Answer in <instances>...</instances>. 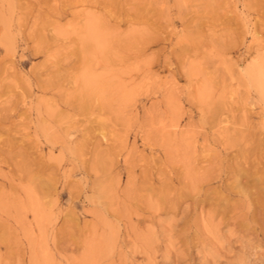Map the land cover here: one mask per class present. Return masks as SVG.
Instances as JSON below:
<instances>
[{"label":"rangeland","instance_id":"rangeland-1","mask_svg":"<svg viewBox=\"0 0 264 264\" xmlns=\"http://www.w3.org/2000/svg\"><path fill=\"white\" fill-rule=\"evenodd\" d=\"M0 264H264V0H0Z\"/></svg>","mask_w":264,"mask_h":264},{"label":"bare ground","instance_id":"bare-ground-1","mask_svg":"<svg viewBox=\"0 0 264 264\" xmlns=\"http://www.w3.org/2000/svg\"><path fill=\"white\" fill-rule=\"evenodd\" d=\"M91 24H93V23H91ZM91 25H89V27H90ZM92 27V26H91ZM93 28V27H92Z\"/></svg>","mask_w":264,"mask_h":264}]
</instances>
